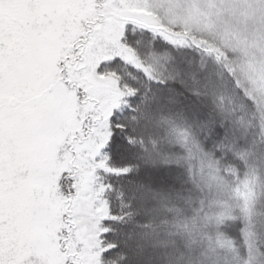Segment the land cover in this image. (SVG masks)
<instances>
[{
	"label": "snow or ice",
	"instance_id": "6c2138e0",
	"mask_svg": "<svg viewBox=\"0 0 264 264\" xmlns=\"http://www.w3.org/2000/svg\"><path fill=\"white\" fill-rule=\"evenodd\" d=\"M0 264H264V0H0Z\"/></svg>",
	"mask_w": 264,
	"mask_h": 264
}]
</instances>
